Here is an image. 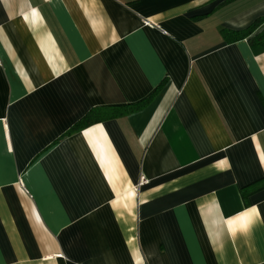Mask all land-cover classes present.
Returning a JSON list of instances; mask_svg holds the SVG:
<instances>
[{"label":"crops","instance_id":"0c3cea01","mask_svg":"<svg viewBox=\"0 0 264 264\" xmlns=\"http://www.w3.org/2000/svg\"><path fill=\"white\" fill-rule=\"evenodd\" d=\"M262 16L0 0V264H264V51L224 36Z\"/></svg>","mask_w":264,"mask_h":264},{"label":"trees","instance_id":"16d2710c","mask_svg":"<svg viewBox=\"0 0 264 264\" xmlns=\"http://www.w3.org/2000/svg\"><path fill=\"white\" fill-rule=\"evenodd\" d=\"M224 36L228 41H235L249 37L248 42L252 50L255 53L262 52L264 51V16L256 18L245 29L225 30ZM137 106H140V104H130L124 107L108 106L92 108L79 121H77V123H75L69 132L96 121L116 117L127 110L136 108Z\"/></svg>","mask_w":264,"mask_h":264},{"label":"snow or ice","instance_id":"6c2138e0","mask_svg":"<svg viewBox=\"0 0 264 264\" xmlns=\"http://www.w3.org/2000/svg\"><path fill=\"white\" fill-rule=\"evenodd\" d=\"M254 211V210H253Z\"/></svg>","mask_w":264,"mask_h":264}]
</instances>
